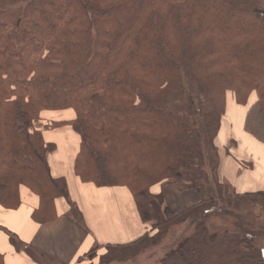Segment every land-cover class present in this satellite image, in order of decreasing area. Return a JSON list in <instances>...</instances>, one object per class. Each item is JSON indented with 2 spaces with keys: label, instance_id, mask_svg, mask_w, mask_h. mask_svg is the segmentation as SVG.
Listing matches in <instances>:
<instances>
[{
  "label": "trees",
  "instance_id": "1",
  "mask_svg": "<svg viewBox=\"0 0 264 264\" xmlns=\"http://www.w3.org/2000/svg\"><path fill=\"white\" fill-rule=\"evenodd\" d=\"M231 89L243 103L256 97L245 127L258 136L250 124L259 121L264 131V0H0V205L16 207L22 184L45 205L69 200L47 156L46 174L35 167L55 144L30 130L31 121L51 106L46 110L75 113L50 127L68 124L78 134L79 178L126 186L156 235L188 212L166 217L155 185L182 181L209 194L212 184L217 200L241 207L252 195L226 193L208 172L215 170L212 139ZM25 175L30 182H19L13 196L12 182ZM113 175L125 183H98ZM254 197L264 209V191ZM169 245L150 264H264L255 235L210 231L204 220Z\"/></svg>",
  "mask_w": 264,
  "mask_h": 264
},
{
  "label": "crops",
  "instance_id": "2",
  "mask_svg": "<svg viewBox=\"0 0 264 264\" xmlns=\"http://www.w3.org/2000/svg\"><path fill=\"white\" fill-rule=\"evenodd\" d=\"M245 109L246 107L243 109L242 124ZM69 110L72 109L42 111V123L70 121L75 113ZM42 136L45 142L55 144V150L47 157L49 172L52 177L65 179L69 200L58 197L52 204L45 205L36 192L27 185H20L18 205L14 208L0 205V254L4 264H79L89 259L88 255L93 251L98 254L109 246L127 245L147 233H154L149 225L141 220L136 201L126 186H98L92 182H83L79 178L74 165L80 148V138L71 126L64 124L55 129H45ZM251 138L257 141L254 137ZM235 139L239 141L237 136ZM235 154L238 157V150ZM223 155L226 154L222 152L221 162ZM228 157L231 160L229 164L234 165L233 170L237 178L238 175L243 176L244 172L249 171L237 173L234 159ZM220 172L219 166V174ZM260 178L261 176L257 181ZM227 180L232 182L238 192L251 189H239L234 179L229 177ZM173 185L167 183L164 186L152 187L153 192L162 190L163 211L166 217L176 214L168 212L166 200V189ZM202 199L199 196L176 211L189 205L195 206ZM69 202L79 212V222L73 218ZM11 234L19 245H27L34 255H30L27 250H17L10 242Z\"/></svg>",
  "mask_w": 264,
  "mask_h": 264
},
{
  "label": "rangeland",
  "instance_id": "3",
  "mask_svg": "<svg viewBox=\"0 0 264 264\" xmlns=\"http://www.w3.org/2000/svg\"><path fill=\"white\" fill-rule=\"evenodd\" d=\"M228 96L231 97V100L233 101L235 106H239L243 109L246 107L245 115H243L244 116L243 130H245V132H247L252 137H254L259 143H262L264 145V142H263L264 141V131L258 129L257 123L259 121H255L254 123L250 124V127L252 129H255L254 131L258 136H255L252 133H250L245 127L247 113H249L250 111L249 109L251 108V106L254 104L256 100V97L254 95H252L249 98L248 102L243 103V101L240 102L241 100L237 99L232 89L227 90L225 92L224 110H222V115L220 119V128L223 123V120L225 119ZM49 107H46V109L47 108L49 109ZM46 109L41 108L40 110H37L35 118L31 121L30 130L33 129L34 131H37L39 133H41V130H42V133H43V130L45 129L47 130L51 128L50 125L52 122H59V121H52L48 124H43L41 112L45 111ZM58 110L62 111L63 109H57V110H52V111H58ZM69 112L73 113L72 110H69ZM260 126L262 127V125ZM55 128L57 127H54L52 129H55ZM220 128H219V131H220ZM1 133H2V130H1ZM7 140L8 139L3 138L2 143L3 144L5 143L6 145H10L13 143V140L12 141L11 140L7 141ZM212 141L214 144L213 145L214 149L217 151L216 153L217 157L215 158V170L213 171V174L211 173V168L208 171L212 178V183L213 184L216 183L215 181L223 183L222 184L223 189L226 191V193L228 192L229 194H232V193L237 194V195H242L246 193L251 194L252 195L251 198L245 199L246 204H242L241 207H238L236 209H233L231 206L229 207L225 203V201L217 200L218 198L217 187L216 186L213 187L211 184V191L209 192V194L205 192L204 190V193H207V194L204 197L202 196L203 199L200 200L198 203H196L197 206L199 205V207L193 210L194 205H189L188 207H184L181 210L174 212L176 214H174L172 217L170 216L168 217V218L176 219L179 216L183 215V213L188 212L187 213L188 215L186 216L187 217L186 220L176 219V221L172 223L169 226V228L166 230V233L164 232L162 233V235H156V229H153L150 227L151 230L154 231V233L150 232V233L145 234L144 237L135 241L136 243L133 242L127 245H119V246L115 245L113 247H109V248L107 247L105 249H102L100 252H98V254L96 253L97 251L95 252L93 251L91 253L92 256L88 257L89 259L84 260L83 263H79V264H150V263H154L156 262L158 257L164 254L165 252L164 250L167 244H170L169 247L175 245L181 239V236H183L184 234L192 230L195 222L198 220H204V222L206 223L210 231L211 230H224V229H228L230 231H235V232H237L239 229H242V231H248L257 237L259 245L262 248H264V209L262 205L253 202V201L258 200L257 198H256L257 200H254L255 199L254 193L264 191V175L261 176L257 185L253 184L251 186V189L238 192L236 188L233 186L232 182L230 180H227L229 177L226 174V172H223V170L221 169L222 162H225L228 165L229 162H231L230 158L228 157L230 156L235 161L237 173H241L243 171H248V170L250 171L253 169L252 160L249 158L243 157L242 153H239L238 157L235 156L236 155L235 153L239 148V141L238 139H235V134L231 131L230 128H229L228 134L224 136L222 141L218 139V133L216 136L213 137ZM38 142H39V139H38ZM222 152H224L226 155L222 156V162H221ZM40 154L42 157L41 158L42 161L40 162L39 165L35 167L43 171L46 174L45 160H46V156L48 157L49 154H48V151H45V149L41 151ZM83 159L84 158L82 157V162H83ZM219 166H220V171H221L220 174H219ZM229 166L233 168L234 165L229 164ZM115 167L117 168V166H114L112 168L116 169ZM116 176L118 175H113L109 179L101 178L98 180V183H103V182L108 183V184H111L113 182L125 183L123 179L116 178ZM238 176L240 177L241 174ZM27 177L28 176L25 175L21 179L19 180L17 179L14 182H12L13 184L12 195L13 196L15 195V191H16V188L19 182H22L23 180H25V182L26 181L30 182V180L27 179ZM7 180L9 181L10 179H6V181ZM161 182H165V181L163 180ZM180 183L182 187L193 188V187H189L186 183L182 181ZM153 191H154V188L152 192ZM153 193H159V192H153ZM210 196L211 197L213 196L215 199L212 200ZM218 203H220L223 207H219ZM123 248L124 249L128 248L129 250L123 252L124 251Z\"/></svg>",
  "mask_w": 264,
  "mask_h": 264
},
{
  "label": "bare ground",
  "instance_id": "4",
  "mask_svg": "<svg viewBox=\"0 0 264 264\" xmlns=\"http://www.w3.org/2000/svg\"><path fill=\"white\" fill-rule=\"evenodd\" d=\"M227 104L225 119L218 132V139L222 141L224 136L228 134L230 128L235 136L239 138V153H242L245 158L251 159L254 162V167L252 170L244 172V175L238 178L235 176L234 170L229 164L227 165L225 162H222L223 167L221 166V169L230 178L234 179L239 189H248L253 184H258L257 178L264 175V145L255 141L248 133L243 131V108L235 106L230 96H228ZM172 184L174 185L166 189L169 213L175 212L180 206L199 196H205L204 191L200 188H183L179 181L172 182Z\"/></svg>",
  "mask_w": 264,
  "mask_h": 264
}]
</instances>
